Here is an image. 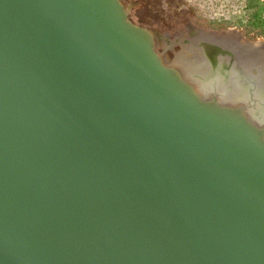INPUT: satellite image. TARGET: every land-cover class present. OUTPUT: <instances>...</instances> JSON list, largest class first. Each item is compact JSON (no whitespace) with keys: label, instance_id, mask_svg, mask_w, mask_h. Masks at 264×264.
Listing matches in <instances>:
<instances>
[{"label":"water","instance_id":"water-1","mask_svg":"<svg viewBox=\"0 0 264 264\" xmlns=\"http://www.w3.org/2000/svg\"><path fill=\"white\" fill-rule=\"evenodd\" d=\"M130 11L0 0V264H264V77Z\"/></svg>","mask_w":264,"mask_h":264},{"label":"rangeland","instance_id":"rangeland-1","mask_svg":"<svg viewBox=\"0 0 264 264\" xmlns=\"http://www.w3.org/2000/svg\"><path fill=\"white\" fill-rule=\"evenodd\" d=\"M120 1L125 7L134 4L130 20L154 34L156 52L167 65L174 66L178 55L195 50V45H178L181 37L190 39L200 33L264 47V0Z\"/></svg>","mask_w":264,"mask_h":264},{"label":"bare ground","instance_id":"bare-ground-1","mask_svg":"<svg viewBox=\"0 0 264 264\" xmlns=\"http://www.w3.org/2000/svg\"><path fill=\"white\" fill-rule=\"evenodd\" d=\"M182 38V37H181ZM189 39V38H188ZM204 40V41H210V42H216L220 43L223 47L233 50L235 53H237V56L239 57L240 61L244 66H246L249 71L252 72H260V77H264V55L256 54V47H251L247 45H241L235 41H232L229 39H224L217 37L214 34L210 33H200L194 36V38H190V43H193L194 45L196 41ZM264 43V42H263ZM193 49V48H192ZM173 65L178 67L184 74L190 73L191 71H197L205 72L206 68L202 64L200 55L194 51L193 53L189 52V55L187 56V53H183L180 56L178 55V58H175V61H173ZM223 83V84H222ZM226 79L224 78V73L221 70V95L226 93L225 88ZM198 84V83H197ZM207 90H209L208 87H206ZM236 88V86L234 87ZM252 116L256 120H263L264 119V106H258V108L254 109V112L252 113Z\"/></svg>","mask_w":264,"mask_h":264},{"label":"flooded vegetation","instance_id":"flooded-vegetation-1","mask_svg":"<svg viewBox=\"0 0 264 264\" xmlns=\"http://www.w3.org/2000/svg\"><path fill=\"white\" fill-rule=\"evenodd\" d=\"M129 6H131V9L134 7V4H130L129 3L127 4ZM196 45H202L203 46V50H204V57L207 59V62L210 63V64H215L216 63V59H217V50L216 48H214L212 45L213 44H210L208 42L204 43H195ZM188 45H194V42L193 43H190L188 42Z\"/></svg>","mask_w":264,"mask_h":264}]
</instances>
